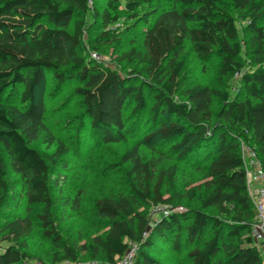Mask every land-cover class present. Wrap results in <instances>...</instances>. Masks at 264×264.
<instances>
[{
  "label": "trees",
  "instance_id": "obj_1",
  "mask_svg": "<svg viewBox=\"0 0 264 264\" xmlns=\"http://www.w3.org/2000/svg\"><path fill=\"white\" fill-rule=\"evenodd\" d=\"M120 1L106 0L101 10H93L89 0H0V101L6 103L0 104V213L19 183L27 204L42 207L46 236L65 252L54 261L76 262L50 220L49 168L60 163L66 148L60 144L52 154H40L30 147L41 140L49 148L55 144L46 125L47 106L38 95L51 74L60 83L77 81L74 93L87 119L81 127L99 142L140 138L118 162L129 194L94 202L108 231L94 239L93 250L107 264L122 259L130 244L141 246L134 264H161L151 253L159 244L175 254L185 252L182 264H263L250 237L255 211L240 142L254 149L264 171V0H232L247 21L243 42L220 0H127L125 16ZM89 11L99 28L96 54H103L101 42L116 37L125 20L128 40L116 66H139L141 72L121 74L83 55ZM138 19L141 30L132 24ZM186 44L201 60L219 58L217 89L182 83ZM243 48L248 63L241 58ZM234 80L238 88L232 96L224 88ZM141 143L162 158L167 156L155 144L169 147L177 160L203 173L202 181H181L176 166L158 168L154 158L142 160ZM12 176L16 180H9ZM152 207L165 209L167 216L159 214L151 223ZM32 231L28 218L0 224V264L31 259L23 240Z\"/></svg>",
  "mask_w": 264,
  "mask_h": 264
},
{
  "label": "rangeland",
  "instance_id": "obj_2",
  "mask_svg": "<svg viewBox=\"0 0 264 264\" xmlns=\"http://www.w3.org/2000/svg\"><path fill=\"white\" fill-rule=\"evenodd\" d=\"M105 1L89 0L90 8L101 10L105 6ZM220 1L222 7L233 15L239 39L243 42L246 19L234 9L232 0ZM126 2L127 0L120 1L119 10L123 16H125ZM145 12L146 8L141 7L138 16L143 17ZM262 23L264 25V20ZM126 24L125 20H121L117 25L119 35L117 33V36L108 42H101L103 54L99 55L100 61L106 66L118 70L121 74H127L129 70L134 69L141 72L142 68L139 66L127 70H122V67L116 66L120 48L128 40L123 35ZM132 24L138 25V30L143 28L142 20L138 19L136 23ZM95 25L97 23L89 11L86 17V31L82 47L83 55L88 60H91L92 55L96 53L93 48L95 45L93 40L99 33V28L97 29ZM241 58L248 63L244 48ZM180 60L183 62L180 78L184 85L198 84L217 89L215 78L219 58L216 55L206 61L201 60L192 52L189 44H186ZM141 78L144 79L142 75ZM147 81L149 82L148 79H146ZM77 86V81L60 83L52 79L51 74L47 76L38 90V95L44 99L47 106L46 125L54 137L55 144L49 148L47 142L41 140L30 145L40 154H52L60 144L66 148V153L61 158L60 163L56 167L49 168L48 188L53 207L50 220L62 243L69 248L76 258V262L63 261L58 263L54 261L55 256L57 259L63 258L65 252L56 247L51 237L46 236L45 232L48 229L43 227L39 219V216L43 214L42 207L28 205L25 198L20 194V184L15 183L16 189L13 193L15 196L9 199L7 209L1 211L0 224L16 218H28L32 221L33 231L29 237L23 240L26 251L31 258L25 264H107L104 256L93 250L94 239L103 237L108 231L107 221L96 215L94 202L103 197L129 194V185L123 167L118 166V162L122 154L132 148L137 141H140V138L131 137L126 142L104 145L94 138L88 129H83L81 126L82 124L83 127L87 126V119L84 115L82 101L74 93ZM237 88L238 84L234 80L224 90L233 96L237 93ZM146 96L152 97L147 89ZM0 104L6 106L5 102L0 101ZM13 104L15 102L11 105ZM215 104L217 110L219 103L216 101ZM141 144L142 160L148 161L150 158H154L158 168L166 169L176 166L177 175L181 181L194 180L196 183L202 181L203 173L195 171L189 164L177 160L175 154L169 151V147H161L158 143L155 144V147L167 156L162 158L161 154L153 153L149 144ZM4 157L6 158L5 154ZM9 180L14 181L16 179L12 176ZM164 210L163 208H150L151 223L159 218V214L167 216ZM5 246V244H1L2 248ZM140 247L138 244H130L125 257L117 260L116 264H122V262L134 264L141 250ZM151 253L161 264H182L186 261L185 252L175 254L171 251V247L162 244L152 249Z\"/></svg>",
  "mask_w": 264,
  "mask_h": 264
},
{
  "label": "built area",
  "instance_id": "obj_3",
  "mask_svg": "<svg viewBox=\"0 0 264 264\" xmlns=\"http://www.w3.org/2000/svg\"><path fill=\"white\" fill-rule=\"evenodd\" d=\"M92 59L100 61V56L94 53ZM240 147L246 174L247 192L255 211L250 237L253 246L260 252L264 264V171L254 149L243 142H240ZM123 263L127 264V262Z\"/></svg>",
  "mask_w": 264,
  "mask_h": 264
}]
</instances>
